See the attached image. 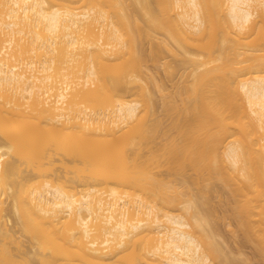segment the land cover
I'll return each mask as SVG.
<instances>
[{"label": "bare ground", "instance_id": "bare-ground-1", "mask_svg": "<svg viewBox=\"0 0 264 264\" xmlns=\"http://www.w3.org/2000/svg\"><path fill=\"white\" fill-rule=\"evenodd\" d=\"M129 1L0 0V264H249L215 184L264 258V0ZM145 37L191 76L161 115Z\"/></svg>", "mask_w": 264, "mask_h": 264}, {"label": "rangeland", "instance_id": "rangeland-1", "mask_svg": "<svg viewBox=\"0 0 264 264\" xmlns=\"http://www.w3.org/2000/svg\"><path fill=\"white\" fill-rule=\"evenodd\" d=\"M129 1V0H128ZM131 2V3H130ZM129 4H132V0H130L129 2H128ZM158 35V34H157ZM160 35V34H159ZM143 37V36H142ZM157 37V36H156ZM156 37H155V39H156ZM159 37V36H158ZM157 37V38H158ZM160 37H161V35H160ZM146 38L147 37H145L144 38V40L146 41ZM150 38V37H149ZM153 39V41L152 40H150V39H148L147 38V42H145L146 44H144V40H143V42H142V40H141V43H142V46L143 45H145L143 48H144V51L146 52V54L147 55H145V52L143 51V49H142V51H143V53H144V56L146 57V59H148V60H146V61H148V64L146 65V63H144V65L145 66H147V67H145V69H146V72H148L150 75H152L153 76V79L155 78L156 80L155 81H153L154 83H156L155 85L153 84V82H152V79L150 78H145L147 81H144L143 82V84L144 85H148V87L150 88V90L151 91H154V93L155 92H157V93H155V98L157 97V94H158V97L155 99V105H156V110H157V112H158V114H159V110H160V108L162 109V102H164V100H166V97L165 98H163V101H161L162 100V98L160 97L161 95L158 93V88H157V82L159 83V85H160V87L161 86H163L162 88L163 89H165V93H166V95H169V97L170 96H172L171 98L172 99H169V100H172V101H174V99L175 100H177V97L178 96H176L175 94L177 93V95H178V89H179V83H181V82H183L184 81V79L182 78L183 77V72H184V76L186 75V78L185 79H187V80H190L191 79V76H187V70H189V69H186V67L184 66L183 67V64H181V67L180 66H177V65H179V63H180V61H178V60H176V59H179V58H176V56H174L170 51H168V50H166L165 49V47L163 46V48H162V44H160L159 42V44H157V43H154L155 41H154V38H152ZM159 39V38H158ZM150 40V41H149ZM152 41V42H151ZM157 42V41H156ZM153 43V44H152ZM157 44V45H156ZM157 46L160 48H157ZM155 47H156V49H155ZM153 48V49H152ZM155 50H158V53L157 52H155ZM151 51H154V53L153 52H151ZM162 53H161V52ZM155 53H156V56H155ZM161 55H160V54ZM160 55L159 57L157 56V55ZM150 55V56H149ZM148 56V57H147ZM153 56V57H152ZM145 57H144V62H146L145 61ZM151 57V58H150ZM154 57L156 58L157 57V59H154ZM153 58V59H152ZM160 59V62L158 61L159 59ZM151 59V60H150ZM153 60V61H152ZM156 60V61H155ZM177 61V62H176ZM159 62V63H158ZM176 65V66H175ZM170 66H171V69H170ZM174 66V67H173ZM175 70H177L176 72H174V74L172 73V71H174V69ZM180 67V68H179ZM181 68H185L184 69V71H183V69H181ZM180 69V70H179ZM182 72V73H181ZM182 74V75H181ZM180 75H181V77H180ZM181 78L183 79V81H181ZM180 81V82H179ZM178 83V84H177ZM182 84V83H181ZM180 84V85H181ZM184 84V83H183ZM182 84V85H183ZM157 85V86H156ZM178 85V86H177ZM157 88V89H155V87ZM177 89V90H176ZM134 90H136L135 88H133V89H131V90H128V91H126V92H124V95H125V97H126V99L127 100H130L131 98H132V92L134 91ZM156 90V91H155ZM168 91V92H167ZM176 91V92H175ZM172 93V94H171ZM174 93V94H173ZM165 95V96H166ZM175 98H174V97ZM160 97V98H159ZM168 96H167V98H169ZM174 98V99H173ZM159 102L161 103V105L159 104ZM159 105V106H158ZM161 106V107H160ZM159 107V108H158ZM163 110V109H162ZM161 110V111H162ZM160 111V114L159 115H161V112ZM164 113V112H163ZM162 113V114H163ZM157 142V141H156ZM155 172H156V175H157V178L159 179V180H161V181H165V182H169L170 184H172V185H177L178 184V180H179V178L178 177H176V175H173L171 172H170V169L168 168V166H166V165H161V166H158V167H155L154 169H153ZM190 170V169H189ZM188 170V171H189ZM192 173H193V171H191ZM191 172L189 171L188 172V177H190V178H188V179H193V178H191V177H193V174H191ZM190 174L192 175V176H190ZM182 181V180H181ZM191 181V180H190ZM182 183V182H181ZM190 183H192V182H190ZM192 186L194 185L193 183L191 184ZM218 185H219V187H218ZM218 185H214V189L212 190V192L213 193H215L216 194V196H215V194H211V192L209 193V190L211 191V187H210V189H209V187H207L206 189H207V191L204 189V187H202V185H201V188H203L202 190H203V192L201 193V194H198L199 196L200 195H205V194H203L204 193V191H205V193L207 192V193H209L210 195H211V199L210 198H208V199H210V200H208V201H210V203L211 204H213V200H216V201H214V206L213 205H209V206H211V207H207V206H205V205H207V203L206 202H208L207 201V199H206V201H205V203L206 204H204V201H202V198L204 197H202L201 199H200V197H199V200H200V204H201V202H203V204H201L202 206H204V210H203V208H202V210H203V212H207L205 209H209L208 211L212 214H210L211 216H213V219H211V223H213L215 220H214V215L217 213V211L218 210H220V211H218V213L215 215V217L216 216H218V220L220 219V221H218L217 219H216V223H218V224H216L215 222H214V224H215V226H214V224H213V227H214V229H216V230H213V231H215V232H217V233H214L215 235L216 234H218L217 236H218V238L220 237L221 238V240H220V238H219V241H220V243H222L223 245H224V243L226 244V246H223V247H226L225 249L227 250H229V252H231V251H233V255H235V253H236V257L238 256V252H240L239 253V257L238 258H244V259H247V257H248V259L246 260L247 262L248 261H251V263H249V264H264V258L262 257V256H260V254H257V252L258 251H256V249H254L255 248V246L252 244V243H250V242H246L245 240L246 239H244V237H243V234L242 233H238L237 231H239V229H238V227H237V223H236V220H235V215H234V217H232L233 216V214H234V212H233V209L230 207V208H228V205L229 204H231V203H229L228 204V201L226 202V201H224L225 199H228V194H227V190H225L226 188L224 187V189H223V186H221L220 184H218ZM195 186V185H194ZM216 186H217V188H216ZM221 187H222V191L220 190V192H223L222 194L220 193V192H217L216 190H218V188L219 189H221ZM192 188H196V186L195 187H192ZM191 188V189H192ZM209 189V190H208ZM198 190H200L199 191V193L202 191L201 189H198ZM198 190H196V191H194V189H193V193H194V197H195V199H197V196L198 195H196L195 193H197V191ZM217 193H216V192ZM219 191V190H218ZM191 192V191H190ZM193 193H189V194H192L193 195ZM221 195H220V194ZM225 193V194H224ZM227 194V195H226ZM219 195V196H218ZM226 195V196H225ZM187 196V195H186ZM210 197L208 194L207 195H205V198H207V197ZM223 196H225V197H223ZM193 196H189V198H192ZM194 197L192 198V199H194ZM217 197V198H216ZM221 197H222V199H221ZM227 197V198H226ZM187 198H188V196H187ZM213 198H216V199H213ZM218 199V200H217ZM203 200H204V198H203ZM223 201L222 203L220 202V201ZM197 201H198V199H197ZM219 201V202H218ZM230 201V200H229ZM216 202V203H215ZM225 202H226V204H225ZM210 203H208V204H210ZM220 203H221V205H220ZM222 204H223V206H222ZM200 205V207H202ZM227 206V207H226ZM205 207H207V208H205ZM215 208H216V210H215ZM229 210H228V209ZM199 209H201V208H199ZM214 209V211H216V213L214 212V211H210V210H213ZM201 211V210H200ZM222 211H224V212H222ZM5 212V211H4ZM209 212L207 213V214H209ZM227 212V213H226ZM6 213V212H5ZM214 213V214H213ZM222 213H225L224 215H225V217H227L226 219V222H228L229 221V219L231 220L230 222H228V223H224V221H225V219H224V216L222 215ZM204 214V213H203ZM206 214V213H205ZM219 214H221V217L223 218V219H221V217H219L220 215ZM230 218H229V217ZM229 218V219H228ZM15 220H14V218H13V221H12V219H11V222H9V226L12 228V227H14L13 228V230L15 231V236H16V238H17V240L19 239V241H20V239H22L21 241H23V239L24 240H26L25 242H26V245L28 244V238L23 234V233H20V230H19V226H17V224H16V222H14ZM14 222V223H13ZM220 222V223H219ZM232 223V224H231ZM236 223V224H235ZM228 224V225H227ZM236 226H235V225ZM231 225V226H230ZM235 228V229H234ZM213 229V228H212ZM232 232V233H229L230 231ZM236 231V234H234V232ZM239 232H241V231H239ZM22 234V235H21ZM233 234H234V236H233ZM20 235V236H19ZM25 237H24V236ZM217 236H216V238H217ZM236 236V237H235ZM19 237V238H18ZM242 237V238H241ZM240 238V239H239ZM223 239V240H222ZM226 239V240H225ZM243 239V240H242ZM6 242H5V244H7L6 246L9 248V246H10V244L12 245L11 247H12V249H11V251L13 250V252L15 251V250H18L19 251V249H18V247H20V248H22V245L21 246H19V243L18 244H16L17 246H15V244H12L13 242L10 240V239H8V241H7V239H4ZM10 240V241H9ZM218 240V239H217ZM20 241V242H21ZM228 241V242H227ZM247 243H245V242ZM22 244V243H21ZM24 245H25V243H23ZM251 244V245H250ZM250 245V246H249ZM227 246H228V248H227ZM14 247H16L17 249H15ZM231 249V250H230ZM256 251V252H255ZM17 254V253H16ZM231 255H232V252H231ZM232 255V256H233ZM242 255H244V256H242ZM235 257V256H234ZM246 257V258H245ZM263 258V259H260V258ZM106 262H111V263H113V262H115V258H107L106 259Z\"/></svg>", "mask_w": 264, "mask_h": 264}]
</instances>
